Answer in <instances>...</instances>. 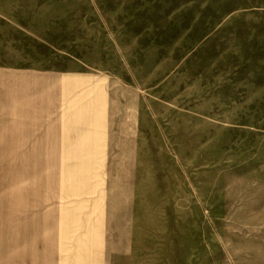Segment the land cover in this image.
Wrapping results in <instances>:
<instances>
[{"label": "rangeland", "instance_id": "1", "mask_svg": "<svg viewBox=\"0 0 264 264\" xmlns=\"http://www.w3.org/2000/svg\"><path fill=\"white\" fill-rule=\"evenodd\" d=\"M20 67L28 109L7 118ZM85 73L140 134L142 264H264V0H0V264L68 251L59 130L86 100L63 81Z\"/></svg>", "mask_w": 264, "mask_h": 264}, {"label": "crops", "instance_id": "2", "mask_svg": "<svg viewBox=\"0 0 264 264\" xmlns=\"http://www.w3.org/2000/svg\"><path fill=\"white\" fill-rule=\"evenodd\" d=\"M20 68L11 75L10 83L14 84L11 90H16L7 98L11 106L13 101H20V114L10 110L11 113L4 115L7 118L23 115L28 109L25 102L27 72L24 71L23 76V67ZM63 85L70 96L75 95L78 88L85 90L86 102L82 112L70 107L68 114H63L64 124L59 130V147L71 150L75 156L74 161L68 162L69 189L75 192V198L70 196L69 205L65 207L67 214L62 220L63 234H68V251L56 253L51 263L142 264V236L155 235L157 226V193L151 188V180L141 190L140 165L138 175L136 173L140 182L135 183L133 179L135 142H140L133 113L130 109L110 108L111 95L115 105L122 104L116 84L111 89L105 88L107 93L104 94V83L94 82L93 77L85 73L64 79ZM147 169L149 171V167ZM145 193L148 199L144 202ZM142 208L144 214H148L147 221H141ZM21 264H28L27 256L21 259Z\"/></svg>", "mask_w": 264, "mask_h": 264}]
</instances>
